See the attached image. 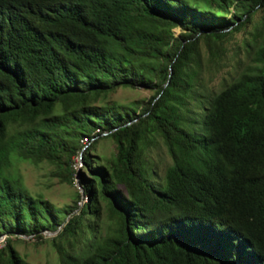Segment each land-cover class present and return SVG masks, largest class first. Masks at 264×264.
<instances>
[{
	"label": "trees",
	"instance_id": "16d2710c",
	"mask_svg": "<svg viewBox=\"0 0 264 264\" xmlns=\"http://www.w3.org/2000/svg\"><path fill=\"white\" fill-rule=\"evenodd\" d=\"M257 11L264 0H0V264H30L10 236L43 231L55 232L57 264H264ZM248 24L245 60L207 89L222 42ZM117 88L151 94L104 101ZM102 134L107 158L89 152L97 138L80 141ZM156 139L163 171L144 153ZM12 153L54 165L86 201L31 197L7 172Z\"/></svg>",
	"mask_w": 264,
	"mask_h": 264
},
{
	"label": "rangeland",
	"instance_id": "374dc122",
	"mask_svg": "<svg viewBox=\"0 0 264 264\" xmlns=\"http://www.w3.org/2000/svg\"><path fill=\"white\" fill-rule=\"evenodd\" d=\"M262 15H264V11H257L253 15V21H256ZM250 28L251 25L248 24L244 29L228 36L222 42L225 48L221 60L223 65L212 75L211 79L207 80V78H204V85L207 89L218 90L230 78L238 62L245 60L241 41L243 38H249L247 31ZM174 30L177 33L179 29L174 28ZM199 46L201 57L204 61L206 58L205 47L201 42ZM150 94L151 91L143 88H117L107 94L104 97V101L117 103L135 102L147 98ZM191 104H193V101H191ZM103 135L97 137V141L91 145L89 152L94 156L107 158L114 154V144L110 138ZM144 153L148 162L156 165L160 171H163L170 162L166 148L160 139H156L150 144ZM73 160V168H82L76 161V157H73ZM54 169V165L47 162L36 163L28 159H18L12 153L7 172L10 176L16 177L20 181L31 197L45 199L53 206L73 208L75 202L79 206L86 201L77 183H68L61 180L53 173ZM54 234L55 232L43 231L41 239L33 236L16 237L11 235L10 240L14 249L26 262L30 264H57V254L52 245ZM3 238L4 236H0V240H3ZM55 241H57V238Z\"/></svg>",
	"mask_w": 264,
	"mask_h": 264
},
{
	"label": "built area",
	"instance_id": "2783aa9c",
	"mask_svg": "<svg viewBox=\"0 0 264 264\" xmlns=\"http://www.w3.org/2000/svg\"><path fill=\"white\" fill-rule=\"evenodd\" d=\"M99 132V128H95L94 131L92 133H98ZM98 136H94L92 138H87V137H82V139L80 140L81 143L83 144V146H86V144H89L93 139L97 138ZM76 157V161L79 163L80 167L82 166V162H81V154L79 153ZM85 197V196H83ZM86 198V197H85ZM2 242V240H0V243Z\"/></svg>",
	"mask_w": 264,
	"mask_h": 264
},
{
	"label": "water",
	"instance_id": "95a60500",
	"mask_svg": "<svg viewBox=\"0 0 264 264\" xmlns=\"http://www.w3.org/2000/svg\"><path fill=\"white\" fill-rule=\"evenodd\" d=\"M174 33H175V30H174Z\"/></svg>",
	"mask_w": 264,
	"mask_h": 264
}]
</instances>
